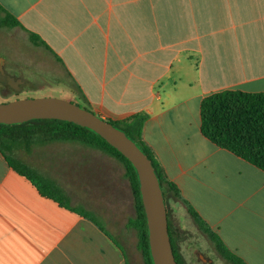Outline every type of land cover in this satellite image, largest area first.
I'll use <instances>...</instances> for the list:
<instances>
[{
    "label": "crops",
    "instance_id": "0c3cea01",
    "mask_svg": "<svg viewBox=\"0 0 264 264\" xmlns=\"http://www.w3.org/2000/svg\"><path fill=\"white\" fill-rule=\"evenodd\" d=\"M0 12L18 22L0 31V70L21 84L52 76L104 119L147 112L142 138L181 196L230 252L264 264V171L200 131L204 96L264 91V0H0ZM33 158L68 205L0 152V264H132L123 164L71 140L42 142Z\"/></svg>",
    "mask_w": 264,
    "mask_h": 264
},
{
    "label": "trees",
    "instance_id": "16d2710c",
    "mask_svg": "<svg viewBox=\"0 0 264 264\" xmlns=\"http://www.w3.org/2000/svg\"><path fill=\"white\" fill-rule=\"evenodd\" d=\"M16 24L18 22L7 12L0 18V26ZM29 37L33 43L45 44L34 33H30ZM147 118V112L139 111L125 118L106 120L123 130L141 148L153 165L163 194L168 235L177 263L187 264L179 250L182 230L174 224L170 210L167 209L171 202H179L185 208L195 225L214 243L215 250L225 260L233 264H246L225 247L221 239L181 196L176 184L165 175L152 148L142 138L143 124ZM200 131L215 145L227 149L264 171V91L245 92L226 89L204 96L200 102ZM50 140L78 141L108 153L123 164L125 176L128 178L133 194L135 208V215L127 220L126 226L133 228L136 232L137 248L141 253L143 264H153L137 176L130 161L120 151L94 132L71 121L48 118L31 119L17 124L0 123V152L7 162L17 172L27 177L41 193L52 197L61 205H68L66 195L57 184L20 158L9 153L17 144L29 146L35 142ZM78 212L101 227L89 212L82 209Z\"/></svg>",
    "mask_w": 264,
    "mask_h": 264
},
{
    "label": "water",
    "instance_id": "95a60500",
    "mask_svg": "<svg viewBox=\"0 0 264 264\" xmlns=\"http://www.w3.org/2000/svg\"><path fill=\"white\" fill-rule=\"evenodd\" d=\"M0 80L14 90L21 79L0 71ZM61 119L85 127L120 151L132 164L146 218L148 245L153 264H178L167 229L162 190L153 165L139 146L121 129L72 101L55 97L22 98L0 103V123L17 124L31 119Z\"/></svg>",
    "mask_w": 264,
    "mask_h": 264
},
{
    "label": "rangeland",
    "instance_id": "374dc122",
    "mask_svg": "<svg viewBox=\"0 0 264 264\" xmlns=\"http://www.w3.org/2000/svg\"><path fill=\"white\" fill-rule=\"evenodd\" d=\"M3 16L4 15L0 12V18ZM2 27L6 30V26H0V31L3 29ZM8 38L10 40L14 39V43L18 50H27L30 46L20 35H14L13 37H10L9 35V37H4V39ZM26 59L27 58L24 60L23 58L20 59L17 62L18 67L26 72H34L35 63L29 59V62L27 63L25 62ZM25 75L28 76V74ZM36 97L63 98L90 110V107L76 95L67 93L64 90L63 84L52 76L40 78L34 77L30 78V80L24 79V82L19 90L9 88L3 83V81L0 80V103H5L15 99ZM41 144L42 142H35L29 146L17 144L13 146L9 153L20 158L27 164H30L34 160L33 155L35 154V149L40 147ZM167 209L170 210L171 219L174 224L182 230L181 238L179 240V250L187 264H233L230 261L225 260L215 250L213 245L214 243L211 242L209 238L195 225L185 208L179 202H171ZM129 214L134 217L135 212L133 208ZM127 229L131 231L130 242L126 245L130 260L132 264H143L141 253L137 248V236L135 234V230L131 227H127ZM204 258H208L210 261L204 260Z\"/></svg>",
    "mask_w": 264,
    "mask_h": 264
},
{
    "label": "flooded vegetation",
    "instance_id": "af4514ba",
    "mask_svg": "<svg viewBox=\"0 0 264 264\" xmlns=\"http://www.w3.org/2000/svg\"><path fill=\"white\" fill-rule=\"evenodd\" d=\"M1 71V70H0ZM15 79H18V77H15ZM22 81V80H21ZM4 83V82H3ZM4 84H6V83H4ZM9 88H12L9 84H6ZM22 85V84H21ZM204 260H208V261H210L208 258L207 259H205L204 258Z\"/></svg>",
    "mask_w": 264,
    "mask_h": 264
}]
</instances>
